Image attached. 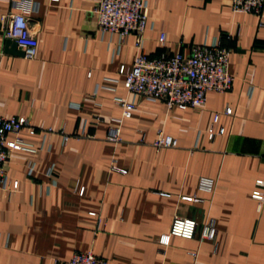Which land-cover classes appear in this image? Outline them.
I'll return each instance as SVG.
<instances>
[{
	"label": "crops",
	"instance_id": "obj_1",
	"mask_svg": "<svg viewBox=\"0 0 264 264\" xmlns=\"http://www.w3.org/2000/svg\"><path fill=\"white\" fill-rule=\"evenodd\" d=\"M23 1L36 8L27 13L33 60L5 47L8 18ZM97 5L0 0V116L25 117L36 134L22 137L37 148L13 153L5 166L18 188L0 190V264H64L77 252L108 264H264V208L252 198L264 181V11L234 13L231 0H149L143 53L189 55L215 42L231 51L233 88L183 110L125 89L120 69L139 53L137 36L102 33ZM119 98L137 108L114 143ZM160 132L178 147L157 149ZM175 217L196 220V236L161 245ZM210 220L215 242L201 238Z\"/></svg>",
	"mask_w": 264,
	"mask_h": 264
},
{
	"label": "built area",
	"instance_id": "obj_2",
	"mask_svg": "<svg viewBox=\"0 0 264 264\" xmlns=\"http://www.w3.org/2000/svg\"><path fill=\"white\" fill-rule=\"evenodd\" d=\"M27 1L31 2V0ZM18 6L20 11L8 18L4 37L17 45L25 59L33 60L38 44L27 13L35 12L36 8L27 6V2L24 1ZM148 7L149 0H98L95 9L98 28L102 33L118 35L122 42L133 33L137 36L135 47L139 53L130 68L122 66L120 69V74L124 77V87L129 93L150 102H164L168 109L184 110L204 107L210 92L226 93L233 88L234 77L230 73L231 51L219 42L194 46L189 55L177 52L173 55L161 54L158 57H150L143 53L144 34L148 28L146 14ZM231 8L234 13L260 16L264 11V0H231ZM160 42L165 44V34L161 35ZM117 103L123 108V116L117 121L118 125L110 127L108 139L114 143L121 142L122 120L132 118L137 108L134 101L119 98ZM225 114L230 115L231 110L227 109ZM218 120L219 115H216L214 122L217 123ZM23 130H27L30 137L36 134L25 117L0 116V190L2 191L14 192L18 188L17 181H10L5 171L11 155L20 151L34 154L37 152L36 147L23 139ZM219 133L222 134L223 131ZM216 135L217 132L213 127L208 130L210 140H214ZM68 139L64 137V142ZM154 146L157 149L177 148L178 141L160 132ZM38 150H41V147ZM33 171L34 165L29 164L28 174L32 175ZM52 172L50 170L49 177H52ZM201 186L207 191H212L214 184L212 180L203 179ZM257 186L259 189L253 192L252 198L258 202V210L262 211L264 181H257ZM197 229L196 220L175 217L169 233L162 235L159 243L168 246L173 237L192 240L196 236ZM201 238L216 241L217 229L213 220L204 224ZM64 264H108V261L92 252H77Z\"/></svg>",
	"mask_w": 264,
	"mask_h": 264
},
{
	"label": "water",
	"instance_id": "obj_3",
	"mask_svg": "<svg viewBox=\"0 0 264 264\" xmlns=\"http://www.w3.org/2000/svg\"><path fill=\"white\" fill-rule=\"evenodd\" d=\"M5 47L8 50V53L11 55H20L24 56L22 51H18L17 45L11 40L5 42Z\"/></svg>",
	"mask_w": 264,
	"mask_h": 264
},
{
	"label": "clouds",
	"instance_id": "obj_4",
	"mask_svg": "<svg viewBox=\"0 0 264 264\" xmlns=\"http://www.w3.org/2000/svg\"><path fill=\"white\" fill-rule=\"evenodd\" d=\"M21 26H23L22 23H21Z\"/></svg>",
	"mask_w": 264,
	"mask_h": 264
}]
</instances>
